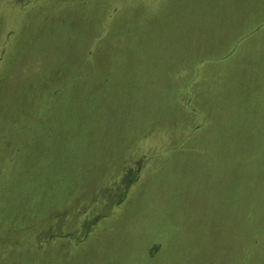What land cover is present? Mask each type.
Wrapping results in <instances>:
<instances>
[{
  "label": "rangeland",
  "instance_id": "obj_1",
  "mask_svg": "<svg viewBox=\"0 0 264 264\" xmlns=\"http://www.w3.org/2000/svg\"><path fill=\"white\" fill-rule=\"evenodd\" d=\"M0 264H264V0H0Z\"/></svg>",
  "mask_w": 264,
  "mask_h": 264
}]
</instances>
